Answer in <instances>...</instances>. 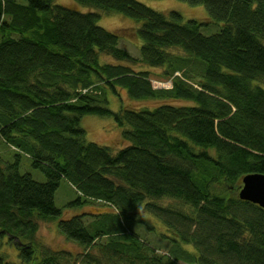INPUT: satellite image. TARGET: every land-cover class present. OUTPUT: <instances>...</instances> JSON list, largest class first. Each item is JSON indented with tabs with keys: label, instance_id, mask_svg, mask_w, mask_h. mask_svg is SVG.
<instances>
[{
	"label": "trees",
	"instance_id": "1",
	"mask_svg": "<svg viewBox=\"0 0 264 264\" xmlns=\"http://www.w3.org/2000/svg\"><path fill=\"white\" fill-rule=\"evenodd\" d=\"M184 1L208 18L139 0H0V143L16 150L0 151V264H264V209L239 197L245 175L264 173V0ZM103 13L140 24L111 31ZM119 88L181 103L115 111ZM85 114L113 117L126 145L88 141ZM24 155L44 181L22 172ZM63 180L81 206L66 218ZM57 218L82 251L43 243L39 222Z\"/></svg>",
	"mask_w": 264,
	"mask_h": 264
},
{
	"label": "rangeland",
	"instance_id": "2",
	"mask_svg": "<svg viewBox=\"0 0 264 264\" xmlns=\"http://www.w3.org/2000/svg\"><path fill=\"white\" fill-rule=\"evenodd\" d=\"M149 7L159 10L162 12H167L170 10H175L180 12L185 20L188 19H198V20H206L208 18V12L203 4H191L184 0H139ZM58 4L63 5H70L76 4L77 7L83 11L90 10L89 7L78 4L75 0H55ZM99 25L105 27L111 31H117L123 28H131L133 26H139V22L135 19L125 16L121 13H110L106 14L103 13L98 21ZM220 22L212 21L209 25L210 27H204V30L207 32L216 31L219 29ZM128 37H124L121 35L119 46L121 48L130 51L132 54L137 55V46H134L131 42H129ZM133 43L136 41H132ZM102 61H109L114 62V59L110 56L103 55L101 57ZM139 65H135L136 68H139ZM157 73H160V68L154 69ZM155 76V75H153ZM255 84L260 85L259 83L263 84L264 88V80H261L259 83L254 81ZM119 94L121 96H119ZM171 102L174 104H179V101H164L163 99H152V100H137L128 96L127 92L123 88H119L117 93L113 91L109 92V107L115 111L119 110L122 106L133 107V108H154L162 103ZM81 126L86 131V137L88 141L97 142L98 144L110 146L113 150H118L125 146L124 140L122 138V128L115 122L113 117L109 116H100L94 114H85L81 118ZM6 148L3 142L0 143V151L4 154H7L10 151L11 153L16 152L14 148ZM25 158H22L23 163V171H28L32 173L33 177L39 181L45 180V175L35 169L32 164L29 163V157L24 155ZM77 197V193L66 180H63L55 193V202L58 207L63 209V213L61 217H69L81 208V206H68L67 203L74 200ZM167 202H170L171 199H166ZM178 204V203H177ZM94 207V208H93ZM83 210H91V212L97 211L95 206L92 205H85ZM102 211V210H101ZM58 220L59 218L55 219L54 221H40L39 222V233L38 236L42 239L43 243L48 245L49 247L55 250H68L77 254L78 252L82 251V248L79 247L78 244L68 241L58 230ZM143 225L140 229L143 235H146L149 240H151L155 245L162 248V246L168 245L165 239L159 235L158 232H154L148 230V228L144 227ZM129 227V226H128ZM132 228V227H130ZM139 231V232H140ZM13 248V253H11V261L18 263L20 261L18 252L16 248L12 245H9ZM7 250L9 251L10 248Z\"/></svg>",
	"mask_w": 264,
	"mask_h": 264
},
{
	"label": "water",
	"instance_id": "3",
	"mask_svg": "<svg viewBox=\"0 0 264 264\" xmlns=\"http://www.w3.org/2000/svg\"><path fill=\"white\" fill-rule=\"evenodd\" d=\"M242 181L239 191L240 199L264 209V173H249L243 177Z\"/></svg>",
	"mask_w": 264,
	"mask_h": 264
},
{
	"label": "bare ground",
	"instance_id": "4",
	"mask_svg": "<svg viewBox=\"0 0 264 264\" xmlns=\"http://www.w3.org/2000/svg\"><path fill=\"white\" fill-rule=\"evenodd\" d=\"M261 80H259V81H256V82H260Z\"/></svg>",
	"mask_w": 264,
	"mask_h": 264
}]
</instances>
